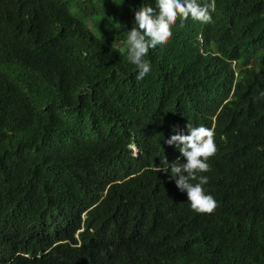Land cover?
Listing matches in <instances>:
<instances>
[{
  "label": "trees",
  "instance_id": "16d2710c",
  "mask_svg": "<svg viewBox=\"0 0 264 264\" xmlns=\"http://www.w3.org/2000/svg\"><path fill=\"white\" fill-rule=\"evenodd\" d=\"M143 5L0 0V264H264V0L178 19L138 81ZM188 123L215 133L213 214L169 178Z\"/></svg>",
  "mask_w": 264,
  "mask_h": 264
},
{
  "label": "clouds",
  "instance_id": "9594fccd",
  "mask_svg": "<svg viewBox=\"0 0 264 264\" xmlns=\"http://www.w3.org/2000/svg\"><path fill=\"white\" fill-rule=\"evenodd\" d=\"M158 9V11H157ZM215 11V0L201 4L198 0H156V7L143 5L135 11V26L127 31L126 45L128 59L138 71L136 79L143 80L151 71V65L146 59L149 50L157 46L166 45L173 36L172 28L179 19L183 22L191 18L201 23H211V13ZM264 97V92L260 93ZM223 106L217 110V114ZM215 117L213 118V121ZM188 134L178 132L173 128L172 135L167 139L169 146L175 145L186 162L179 158L170 165L169 178L175 181L181 192H186L191 209L198 214H213L218 207L217 194L211 186V180L204 173L211 170L208 163L218 151L214 141V130L203 125L198 127L188 123ZM136 152L135 147H131ZM164 167H157V171L168 173L167 160L161 161ZM144 170V169H143Z\"/></svg>",
  "mask_w": 264,
  "mask_h": 264
}]
</instances>
